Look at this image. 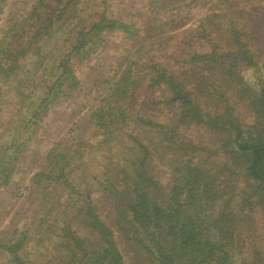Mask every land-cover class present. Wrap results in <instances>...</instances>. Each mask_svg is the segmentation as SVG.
Wrapping results in <instances>:
<instances>
[{"label": "rangeland", "instance_id": "1", "mask_svg": "<svg viewBox=\"0 0 264 264\" xmlns=\"http://www.w3.org/2000/svg\"><path fill=\"white\" fill-rule=\"evenodd\" d=\"M39 29L44 36H35ZM237 52L246 58L237 68L244 85L235 104L237 142H264V114L257 113L264 93V0H0V183L9 176L0 186V264H64L63 227L84 239L81 248H102L85 219L88 205L111 231L123 264H162L146 244L148 230L131 224L129 207L146 192V178L156 203L168 198L190 155L205 160L198 167L215 184L201 199V237L211 242L206 255L221 245L229 255L223 264H264V183L247 173L249 151L232 141L219 148L229 136L225 127H211L196 110L194 119L185 117L187 108L171 105L172 89L150 68L166 67L194 104L212 112L213 78L193 56L218 57L207 66L220 72L222 63L234 61L222 55ZM132 80L141 85L126 90ZM107 108L110 117L95 115ZM215 163L219 170L235 166L233 185L228 175L218 187L227 172L217 173ZM218 191L221 199L211 198ZM15 240L23 245L8 251ZM194 242L188 262L182 254L168 264H198ZM163 244L169 247V239ZM207 257L204 264H214Z\"/></svg>", "mask_w": 264, "mask_h": 264}, {"label": "trees", "instance_id": "2", "mask_svg": "<svg viewBox=\"0 0 264 264\" xmlns=\"http://www.w3.org/2000/svg\"><path fill=\"white\" fill-rule=\"evenodd\" d=\"M108 27L102 26L101 29ZM43 35L44 31L39 29L35 32V36ZM244 47V46H243ZM80 48L79 44H74L72 47V51H77ZM244 49H246L244 47ZM243 55H247V50H242ZM214 55H201L194 54L193 59H198L199 57L203 60L202 70L209 71V75L213 78L211 81V91L213 95H215L214 103L215 110L212 112H203L199 107L201 105L198 103H193L192 94L184 87H180L179 83L167 75L166 67H163L159 63H155L153 66H150L151 69L158 75V82L164 83L169 86V89H172L173 94L171 105L173 103H180L182 106L186 107L185 117H197L196 112H200L201 119H206L208 124L211 127H215L216 129H223L225 127L224 133L229 135L228 138L222 142L219 148L226 149L224 147L225 143H229L232 141L236 148H241L244 151V154L250 153L251 162L247 168V173L249 177L256 182L264 183V142L261 141L260 137L257 138V142L254 143H240L237 142L238 133L241 129V123L237 120L239 118V112L236 111V99H239L238 91L244 88L243 79L241 75L237 72V68L239 67V61H245L244 57L240 56V52L236 54L226 53L222 56L229 57L233 56V60L230 63L223 65L220 72H216L214 68L208 67L207 62H218V57L214 58ZM208 58V59H207ZM66 67V65L64 66ZM210 69V70H209ZM66 73V70H63V74ZM160 83V84H161ZM141 85L139 82L132 80L131 83H127L125 86L126 90H133L136 85ZM151 85V84H150ZM138 87V86H137ZM118 89V85L115 86ZM113 91L114 88H113ZM250 91V89H249ZM229 93V94H228ZM116 94V93H113ZM231 94V97H230ZM247 94V93H246ZM248 96V94H247ZM233 97V99H231ZM249 97L252 98V95L249 94ZM193 100V101H192ZM154 101L153 105H158L155 100H148L146 103ZM221 104L218 105V102ZM220 107V108H219ZM155 106H153L150 110H154ZM144 109V108H143ZM194 112V114H193ZM264 114V93H262L260 102L258 105V114ZM95 115L98 116L99 119H103L105 117H110L111 115L108 113V108L104 110H99L95 112ZM193 115V116H192ZM259 117V115H257ZM200 119V118H199ZM259 119V118H258ZM194 123V122H191ZM243 123V118H242ZM145 153L147 150L144 149ZM200 153V151H194L193 154ZM204 161L199 156L190 155L189 158L181 162L184 166L182 169H179L180 175L176 178L175 183L173 184L170 196L168 198H163V201L156 203L155 195L152 193V183L149 179L146 178L145 187H147L146 192L142 194H137V201H133L130 204L129 212L132 219V225L137 230L139 228H144L148 230V234L145 238H148L146 244L152 248L150 253L153 255L154 260L156 262H161L162 264H168L173 261L172 255L182 257L183 254L185 257V262L190 260L189 252L191 251V241L192 238L195 239L193 250L197 251V263L204 264L206 260H208L207 256H213L214 264H223V262L229 257L227 251L221 246L212 245L209 250L208 255H206L204 248L206 244H210L211 242L205 241L201 235L203 232L200 227L202 224V201L204 198L203 194L209 189H213L215 187L214 181L210 179V172H205ZM139 165H141V161H137ZM144 162H142V165ZM218 164L215 163L214 166H211L212 169H217L216 172H222L227 174L223 176L222 181L220 180V185L218 186L221 189V184L226 179V176L230 175L229 182L230 186L233 185L231 182L233 176H236L235 166L232 165H222V168L226 167V170L223 171L222 168H218ZM191 166V167H190ZM217 166V168H215ZM217 175V174H214ZM208 178H205V177ZM135 177L138 178V170H136ZM236 177H234L235 179ZM233 179V181H234ZM9 176H3L0 186L8 183ZM140 181V180H139ZM138 179L134 181V185H136ZM201 184V186H200ZM199 185V189L196 190L195 186ZM201 187V188H200ZM226 185H224V188ZM135 188V186H134ZM136 191V188L134 189ZM223 189V187H222ZM221 189V190H222ZM195 191V192H194ZM143 196V198H141ZM208 196V195H207ZM196 197V198H195ZM214 200L221 199V195L219 191L216 193V197H211ZM191 199L195 200V205L197 207L198 215L194 220L192 219L190 213ZM222 204V200L220 201ZM229 200L226 198L223 199L222 207L224 209L225 203H228ZM220 208V209H221ZM229 215H231L227 210L225 211ZM232 216V215H231ZM233 217V216H232ZM88 221V225L92 226V228L97 232L101 241L102 248L99 246L91 251H87L86 248H81L80 245L84 241V239H80L76 237L69 229L63 227V232L60 235V238L66 240V247L68 251V260L64 262V264H123V259L121 253L114 241L111 237L112 233L105 225L99 220L98 217L95 216L94 211L90 205L87 208V217L85 218ZM133 228V229H134ZM43 230L42 232H44ZM169 239L170 245L164 246L163 242ZM20 240H15L6 248L8 251H15L14 249L18 246L23 245V242H19ZM61 240L59 239V242ZM70 243V247L67 246ZM62 242H60L61 245ZM63 244L62 247L64 248ZM145 248L149 250V247ZM82 249V250H81ZM205 253V254H204ZM13 261L16 260L18 262L19 257L15 254L13 255Z\"/></svg>", "mask_w": 264, "mask_h": 264}]
</instances>
